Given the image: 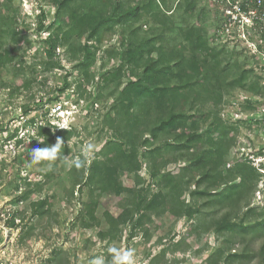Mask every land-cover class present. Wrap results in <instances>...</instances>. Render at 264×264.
<instances>
[{
  "label": "rangeland",
  "instance_id": "1",
  "mask_svg": "<svg viewBox=\"0 0 264 264\" xmlns=\"http://www.w3.org/2000/svg\"><path fill=\"white\" fill-rule=\"evenodd\" d=\"M168 3L174 7L176 1L168 0ZM200 4L206 9L201 22L206 26L210 44L226 47L227 53H231L229 59L250 69V80L255 79L261 87L258 94L240 88L232 90L226 94L221 110L223 119L235 127L236 138L223 171L236 162L254 163L252 157L257 161L253 166L260 177L253 195L240 207L241 213L250 210L245 219L250 225L264 213V164L259 168L258 163L260 156H264V25H257L255 31L247 33L250 44L239 38L236 27L224 34L228 7L225 0H200ZM0 5L15 13L16 39H19L0 40V52L7 47L17 49L11 65L0 64V264H92L98 256L110 264L109 249L113 247L133 249L135 264H206L226 246L223 240L227 235L217 232L211 221L225 210L219 206L206 203L201 213L192 218L159 212L141 227L135 228L129 221L120 225L114 238H101L98 234L99 230L108 229L105 211L117 216L124 207L133 205L132 195L151 197L156 193L157 181L150 175L151 167H160L162 172L175 170L185 162L178 155L163 152L162 156H153V160L141 158L138 177L127 172L120 175L122 184L132 192L100 195L99 225L84 215L90 192L87 186H74L80 167L73 172L72 166L84 162L88 167L93 159H100V151L111 136L112 130L104 122L111 99L96 100V94L102 74L120 63L118 57L106 52L119 48L120 28L107 35L101 44H95L97 60L90 70L93 77L87 82L80 75L77 62L68 58L63 47L57 48L50 60L45 53L49 34L64 17L57 14L50 0H0ZM42 13L44 17L40 19ZM180 13L184 14L183 9ZM196 18L192 17L189 23H194ZM39 20L45 27L41 31H38ZM49 61L59 65L46 68ZM130 76L126 70L123 81ZM62 87L64 91L58 93ZM40 126L50 127L52 133L62 126L61 129H70L73 135L66 141L67 150L62 149L56 160L33 164L32 149L56 143H48L39 134ZM164 160L167 162L161 167ZM44 198L46 213L40 217L34 214L32 204ZM183 198L186 203L191 200L188 192ZM203 201L206 200L199 203ZM13 217L17 226L10 224ZM263 241L262 236H237L233 246L236 252L246 248L248 258L233 264H261L259 252ZM220 259L217 264H223L224 257Z\"/></svg>",
  "mask_w": 264,
  "mask_h": 264
},
{
  "label": "trees",
  "instance_id": "2",
  "mask_svg": "<svg viewBox=\"0 0 264 264\" xmlns=\"http://www.w3.org/2000/svg\"><path fill=\"white\" fill-rule=\"evenodd\" d=\"M50 1L64 19L49 34L45 53L50 60L56 49L63 47L68 58L77 62L79 73L87 82L93 77L90 70L97 60L95 44H101L107 35L120 28L119 50L106 51L118 57L120 63L102 74L96 94V100L111 99L104 116L111 136L100 151V159H93L88 167L84 162L72 166L73 172L80 167L74 186L89 188L84 212L88 220L99 225L100 195L132 192L122 184L120 175L127 172L138 177L141 158L153 160V156L166 152L185 159L172 171L151 167L150 175L157 181L158 191L151 197L132 195L133 205L124 207L117 216L105 211L108 229L99 230V236L114 238L120 225L129 221L135 228L141 227L159 212L192 218L207 203L225 208L220 217L211 221L213 228L227 237L223 240L226 246L206 264H217L218 258L223 257V264L248 258L246 248L236 252L233 240L246 234L264 238V213L259 215L260 220L248 225L245 219L250 210L240 211L242 203L253 195L260 175L248 160L236 162L223 171L236 138L235 127L223 119L221 110L232 90L240 88L258 94L261 87L255 79L250 80V69L229 59L231 53H227L226 47L210 44L206 26L201 22L206 9L200 0H173L174 7V2L169 5L168 0ZM194 16L197 22L189 23ZM43 17L42 13L40 19ZM16 23L15 13L0 5V40H19ZM257 25H264V19L257 21ZM38 26V31L45 28L41 20ZM16 57L17 49L4 48L0 64L11 65ZM58 65L49 61L46 68ZM126 70L131 76L124 82ZM65 87L58 89V93ZM39 128V134L48 143L59 138L64 142L62 149L67 150L66 141L73 135L70 129L52 133L50 127ZM185 192L191 197L188 203L183 198ZM46 204L45 198L34 202V214L43 217ZM10 224L17 226L15 217ZM259 253L264 264V241Z\"/></svg>",
  "mask_w": 264,
  "mask_h": 264
},
{
  "label": "built area",
  "instance_id": "3",
  "mask_svg": "<svg viewBox=\"0 0 264 264\" xmlns=\"http://www.w3.org/2000/svg\"><path fill=\"white\" fill-rule=\"evenodd\" d=\"M228 4V7L225 9V15L227 20L224 23L225 33L228 34L231 32L233 27H236L239 30L238 36L243 40L250 42L247 38L248 32H253L256 30L257 21L264 19V4L263 0H225ZM236 30V31H237ZM250 44H252L250 42ZM61 117L58 115L56 117ZM63 128L62 126H57V129ZM262 159L259 160V168L264 164V156H260ZM257 157V158H260ZM255 164L257 162L255 157H252ZM258 168V167H257ZM258 168V169H259Z\"/></svg>",
  "mask_w": 264,
  "mask_h": 264
},
{
  "label": "clouds",
  "instance_id": "4",
  "mask_svg": "<svg viewBox=\"0 0 264 264\" xmlns=\"http://www.w3.org/2000/svg\"><path fill=\"white\" fill-rule=\"evenodd\" d=\"M39 142L43 143L44 141ZM63 147L64 142L58 138L52 146L32 149L30 152L31 163L38 164L42 161H54L61 154ZM109 252L111 253L110 264H135V252L131 248L121 250L113 247L109 249ZM92 264H106L105 258L98 256L92 261Z\"/></svg>",
  "mask_w": 264,
  "mask_h": 264
}]
</instances>
